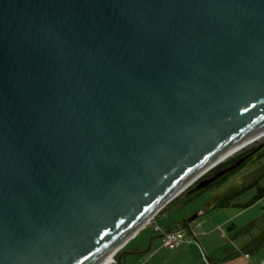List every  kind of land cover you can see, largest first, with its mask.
I'll return each mask as SVG.
<instances>
[{
	"label": "water",
	"instance_id": "95a60500",
	"mask_svg": "<svg viewBox=\"0 0 264 264\" xmlns=\"http://www.w3.org/2000/svg\"><path fill=\"white\" fill-rule=\"evenodd\" d=\"M262 135L264 0H0V264H104Z\"/></svg>",
	"mask_w": 264,
	"mask_h": 264
},
{
	"label": "rangeland",
	"instance_id": "374dc122",
	"mask_svg": "<svg viewBox=\"0 0 264 264\" xmlns=\"http://www.w3.org/2000/svg\"><path fill=\"white\" fill-rule=\"evenodd\" d=\"M258 143L264 144V137L251 143L247 149ZM254 165L255 161H250L217 184L194 194L182 193L168 207L165 206L120 250L125 264H260L264 254V242H260L264 237V196L258 200H254V196L259 194L258 187H264V178L260 179L258 186L244 189L233 198L232 202L241 206L211 209L191 221L190 225L198 235L194 241L186 240L182 246L170 249L164 246L161 234L155 230V226L170 227L182 214L191 217L205 208L207 202H212L216 195L242 187L252 179L249 172ZM252 200L253 203L244 206ZM148 246L150 248L146 250ZM135 247H141L143 251L127 253ZM244 247L247 253L241 252ZM235 251L239 254L235 255ZM117 256L118 253L114 254L107 264H117Z\"/></svg>",
	"mask_w": 264,
	"mask_h": 264
},
{
	"label": "flooded vegetation",
	"instance_id": "af4514ba",
	"mask_svg": "<svg viewBox=\"0 0 264 264\" xmlns=\"http://www.w3.org/2000/svg\"><path fill=\"white\" fill-rule=\"evenodd\" d=\"M262 143H258L255 144L253 146H251L250 148L246 149L245 151H242L241 153H239L238 155H236V158L231 160L228 164L224 165V166H220L217 168H214L213 170H211L210 172H208L206 175H204L199 181H197L195 184H193L192 186H190L185 192H183L184 194H194L197 193L201 190L207 189L213 185H215L216 182H218L220 179H222L223 177L226 176V174L230 173V172H235L236 170H238L239 168H241L244 164L250 162V161H255L258 156L260 155V151H262V149L264 148V144L260 147ZM253 152V154L237 169L230 171L224 175H222L221 177H219L218 179H216L215 181H213L212 183H210L207 187L199 189V190H195V191H191L201 180L203 179H209L211 177H213L214 175H216L220 170L228 167L230 164H232L233 162H235L237 159H239L240 157H242L243 155ZM259 161H255V165L254 167L250 170L249 174L251 175L252 179L249 182H246V185H250V184H255V186L259 185L260 179L264 178V171H260L259 170ZM258 188H264V187H258ZM186 222L182 221L181 224H178V227H182L183 225H185Z\"/></svg>",
	"mask_w": 264,
	"mask_h": 264
},
{
	"label": "trees",
	"instance_id": "16d2710c",
	"mask_svg": "<svg viewBox=\"0 0 264 264\" xmlns=\"http://www.w3.org/2000/svg\"><path fill=\"white\" fill-rule=\"evenodd\" d=\"M263 144L260 145V147L262 146ZM236 156L222 162L221 164H219L218 166H216L215 168L217 167H220V166H224L226 164H228L231 160L235 159ZM255 161H259V170L260 171H264V148L262 149V151H260V155L258 156V158L255 160ZM245 165V164H244ZM231 173L233 172H230L228 174H226L225 177H223L222 179H220L218 182L222 181L223 179H225L228 175H230ZM264 177V175H263ZM218 182H216L215 184H217ZM250 187H255V184H250V185H246L244 184L242 187H239V188H236L235 190L233 191H230L229 193H226V194H223L221 195L219 198H218V202H217V205L219 207H230V206H241L240 204H235L233 203V198L240 194L244 189H248ZM259 194L255 195L254 196V200H258L260 198H262L264 196V188H259ZM254 200L244 204V206H249L251 203L254 202ZM185 226H188V223H185ZM260 242H264V237L261 239ZM260 244V243H259ZM246 247H244L243 249H245ZM120 255V251L118 253V256ZM117 256V257H118ZM117 264H118V260H117Z\"/></svg>",
	"mask_w": 264,
	"mask_h": 264
},
{
	"label": "crops",
	"instance_id": "0c3cea01",
	"mask_svg": "<svg viewBox=\"0 0 264 264\" xmlns=\"http://www.w3.org/2000/svg\"><path fill=\"white\" fill-rule=\"evenodd\" d=\"M181 195V194H180ZM179 195V196H180ZM178 196V197H179ZM177 197V198H178ZM220 197V195H216L215 197H214V199L212 200V202H207L206 203V205H205V208H203V209H201V210H199V211H202V214H204V213H206L207 211H209V210H211V209H216V208H219V206L217 205V202H218V198ZM176 199V198H175ZM174 199V200H175ZM174 200H172L169 204H167L166 205V207H168ZM165 207V208H166ZM180 207H182V206H180ZM164 208V209H165ZM220 208H227V207H220ZM182 209V208H181ZM198 211V212H199ZM161 212H159L155 217H154V219L160 214ZM183 213V212H182ZM202 214H200V215H202ZM199 215V216H200ZM186 217L187 216H185L184 214H182V216H180V217H178V219L176 220V221H174V223H173V225H171L170 227H167V228H163L162 229V227H160L162 230L161 231H159V233L162 235V231H169V230H176V228L178 227V224H181V222L183 221V219H186ZM152 222V221H151ZM184 227H186V228H188L190 231H191V236H190V238L188 237L187 238V241H194V240H196V238H198V235H197V233L195 232V228H193L191 225H190V223H188V226H185V225H183L181 228H184ZM160 236V235H159ZM186 241V242H187ZM185 244V243H184ZM183 245V244H182ZM181 245V246H182ZM143 250H142V248L141 247H135L131 252H127V253H130V254H139V253H141ZM135 252H138V253H135ZM237 254H235V255H238L239 254V252H237V251H235ZM234 252V253H235ZM241 252H245V253H247V251H246V248L245 249H241ZM179 253H181V252H179ZM231 256H234V255H231ZM121 264H125V259H123V261L121 262ZM260 264H264V254H263V256H262V260H261V262H260Z\"/></svg>",
	"mask_w": 264,
	"mask_h": 264
},
{
	"label": "built area",
	"instance_id": "2783aa9c",
	"mask_svg": "<svg viewBox=\"0 0 264 264\" xmlns=\"http://www.w3.org/2000/svg\"><path fill=\"white\" fill-rule=\"evenodd\" d=\"M156 231H161L159 226H155ZM191 236V231L184 227L177 230L162 231V241L164 246L170 249H176L185 243L188 237Z\"/></svg>",
	"mask_w": 264,
	"mask_h": 264
},
{
	"label": "bare ground",
	"instance_id": "6f19581e",
	"mask_svg": "<svg viewBox=\"0 0 264 264\" xmlns=\"http://www.w3.org/2000/svg\"><path fill=\"white\" fill-rule=\"evenodd\" d=\"M262 137H264V135H262L260 138H262ZM260 138H259V139H260ZM113 255H114V254H112V255H109V256H108V257H107V258L104 260V262H103V263H104V264H107V263H108L110 260H112V258H113Z\"/></svg>",
	"mask_w": 264,
	"mask_h": 264
}]
</instances>
